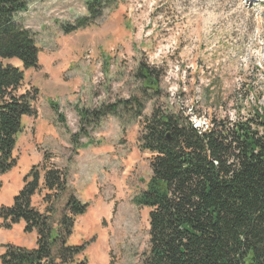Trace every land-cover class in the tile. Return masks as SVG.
Here are the masks:
<instances>
[{
  "label": "rangeland",
  "instance_id": "rangeland-1",
  "mask_svg": "<svg viewBox=\"0 0 264 264\" xmlns=\"http://www.w3.org/2000/svg\"><path fill=\"white\" fill-rule=\"evenodd\" d=\"M89 1L30 0L17 16L39 49V68L25 71L19 91L37 95L38 115L24 119L9 173H28L46 157L66 169L70 190L89 205L69 240L88 244L79 260L141 264L150 251V209L135 199L154 157L140 149L145 119L156 105L201 128L262 114L264 0H101L94 26L66 34L89 16ZM141 65L158 71L160 94L143 90ZM112 104L116 116L81 122L79 112ZM41 203L38 194L33 205L43 210Z\"/></svg>",
  "mask_w": 264,
  "mask_h": 264
},
{
  "label": "trees",
  "instance_id": "trees-1",
  "mask_svg": "<svg viewBox=\"0 0 264 264\" xmlns=\"http://www.w3.org/2000/svg\"><path fill=\"white\" fill-rule=\"evenodd\" d=\"M29 1L0 0V176L16 167L23 118L38 115L37 95L19 93L25 71L39 68L34 36L17 21ZM101 3L90 0L89 16L66 26L65 33L94 26ZM13 60L23 68L9 63ZM137 77L143 90L161 93L155 68L141 65ZM117 114L116 104L79 112L82 123ZM205 126L158 105L145 119L140 149L154 157L152 176L135 199L150 209V251L141 264H264V112ZM38 194L43 211L33 205ZM88 208L70 190L68 171L49 165L46 157L26 175L14 204L0 208L2 229L24 222L26 234L37 233V247L5 245L1 264H86L79 258L88 244L73 246L69 240Z\"/></svg>",
  "mask_w": 264,
  "mask_h": 264
},
{
  "label": "crops",
  "instance_id": "crops-1",
  "mask_svg": "<svg viewBox=\"0 0 264 264\" xmlns=\"http://www.w3.org/2000/svg\"><path fill=\"white\" fill-rule=\"evenodd\" d=\"M25 118L26 117L23 118V121ZM27 171L28 169L24 170L23 174L8 173L0 176V179L3 182V188L0 192V208L10 207L14 204L16 196L24 187V179L29 173H27ZM2 223V219L0 218V256L5 252L4 246L8 244L30 250H33L37 247V233L33 232L31 234H26L24 232V222L14 225L11 230L2 229Z\"/></svg>",
  "mask_w": 264,
  "mask_h": 264
},
{
  "label": "built area",
  "instance_id": "built-area-1",
  "mask_svg": "<svg viewBox=\"0 0 264 264\" xmlns=\"http://www.w3.org/2000/svg\"><path fill=\"white\" fill-rule=\"evenodd\" d=\"M206 124H207V123H205V125H206ZM195 126H196V127H199V128H201V127H200V126H198L197 124H195Z\"/></svg>",
  "mask_w": 264,
  "mask_h": 264
}]
</instances>
